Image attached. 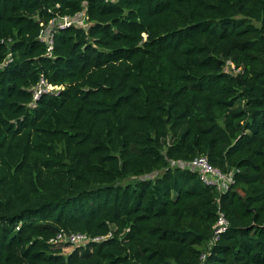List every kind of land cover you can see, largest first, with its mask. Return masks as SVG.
Segmentation results:
<instances>
[{
	"label": "trees",
	"instance_id": "obj_1",
	"mask_svg": "<svg viewBox=\"0 0 264 264\" xmlns=\"http://www.w3.org/2000/svg\"><path fill=\"white\" fill-rule=\"evenodd\" d=\"M0 264H264V0H0Z\"/></svg>",
	"mask_w": 264,
	"mask_h": 264
},
{
	"label": "built area",
	"instance_id": "obj_2",
	"mask_svg": "<svg viewBox=\"0 0 264 264\" xmlns=\"http://www.w3.org/2000/svg\"><path fill=\"white\" fill-rule=\"evenodd\" d=\"M107 2H117L118 0H106ZM86 17V12L75 16V17H63L51 21L50 25L43 30L40 40L46 43L49 46V51L52 50L53 46V35L61 29L68 27H76L87 29L89 27ZM4 43V41H3ZM12 62V56L10 55L5 63L1 66L6 67ZM224 72L228 75H237L241 72V69H237L232 62H227L224 68ZM61 89L59 87H53L45 79H42L41 82L31 89L34 94V101L37 100L42 95L57 94ZM35 104L33 105V107ZM171 167L180 168L182 170H187L192 173L198 174L200 180L206 187L216 189L219 194H227L231 190V186L234 185V174L235 172L225 173L221 169L212 165L207 158V156L201 155L196 157L190 162L177 161L172 162ZM239 172V171H237ZM155 175H149L142 180L153 179ZM230 227L229 220L223 211L218 212L217 222L213 227V237L211 243L209 244L208 250L210 251L216 243H218ZM112 238V234H109L104 237H93L86 233L81 232H68L61 230L55 239L51 241V244L54 245H70L74 248H88L92 244L101 243L107 239ZM205 259V256H203Z\"/></svg>",
	"mask_w": 264,
	"mask_h": 264
},
{
	"label": "rangeland",
	"instance_id": "obj_3",
	"mask_svg": "<svg viewBox=\"0 0 264 264\" xmlns=\"http://www.w3.org/2000/svg\"><path fill=\"white\" fill-rule=\"evenodd\" d=\"M66 248V249H65ZM64 248V254L65 255H68L72 250H74L75 248L74 247H65ZM205 251H208V250H205Z\"/></svg>",
	"mask_w": 264,
	"mask_h": 264
}]
</instances>
